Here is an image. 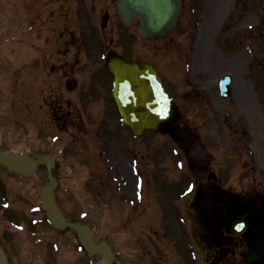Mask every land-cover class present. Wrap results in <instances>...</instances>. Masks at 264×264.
<instances>
[{"label":"rangeland","instance_id":"1","mask_svg":"<svg viewBox=\"0 0 264 264\" xmlns=\"http://www.w3.org/2000/svg\"><path fill=\"white\" fill-rule=\"evenodd\" d=\"M114 1L0 0V149L18 154L29 152L33 155H38L42 153V150H45L38 145L35 146L36 143H34L36 134H40L38 127L45 128V124L38 126L34 117L30 126L24 124L27 120V114L31 115L30 110L32 109L29 108H32V105L39 106V104L33 103L38 98V94L35 95L36 92H34V98L33 96L26 97L20 87L22 78L19 80V77H21L23 65L26 66L24 67L26 69L36 68L37 65L36 60L31 59V64L29 65L28 61L27 66L19 57L22 49L19 48L21 42L18 41H22L24 37L18 33V30H24L28 18L34 28L36 26L37 29L41 28L43 34L40 37L42 40L47 35L49 37L47 41H51L52 38H56L57 34L60 35L61 30L63 34L70 33V35L73 34L77 38H81L84 42L78 45L77 49H80L81 52L89 51L87 55L90 59L86 66L76 72L73 76L75 80L70 81V84L81 91V89L89 88L92 76L94 79L97 78L101 90L97 86L95 92H98L101 100L99 98L98 102L91 105L93 116L90 117L87 112V118L92 120L91 122L89 120L88 123L93 137L73 132L74 135L80 137V144L85 148L91 147L87 151L83 150V157L78 151L74 152L73 150L72 154L68 153L66 143L70 141L69 131L60 132L57 135V141L49 139V137L45 139L41 137L40 145L43 147L46 146L45 143L54 144L48 148V152L53 153L58 160L56 178L59 182L57 191L59 204L68 217L91 226L95 231L97 240H107L111 244L113 250L118 253L113 264H147V254L151 257V264H174V262L181 264L179 261L181 249L186 253L188 251L185 249L188 238L185 214L190 211V202L192 201L189 199L186 201L183 187L187 186L185 184L191 180L192 175L186 166L177 168L173 158L168 157L163 163L156 164L154 170L143 173L142 177L145 181L142 191L143 199L135 203L134 177L128 170L130 158L133 157L132 150L138 158H144L146 162L154 164L156 161L152 154L156 155V150L158 153L159 150L167 149L170 155L173 151L177 154L176 160H179L182 154L167 137L147 135L134 141L128 132L122 129L119 131V122L115 111L113 113L109 98L110 81L106 75L103 56L106 52L125 54L123 48L130 41L132 57L141 56L133 51L132 48L136 47L137 51L142 49L146 52H152L151 56L148 53L145 54V57L156 61V63L162 56L177 55L178 58L172 56L169 62V68H174L176 71L175 78L171 71L168 73L165 71L164 76L166 85L174 95V114L180 119L176 124H173V127L181 133L182 122L187 121L188 130H193L195 133L191 140L187 136L181 135L182 141L186 144L189 143L186 150L188 161L194 165L196 160L205 159L209 162L208 169L218 175V179L212 178L213 182L208 183L207 178H202L197 173L195 166H189L197 181L195 190L204 191L200 199L203 202V208H207L213 203L207 185L212 186L218 183L223 188L229 187L231 190H239L241 187L239 185H245L247 182L246 180V182L241 183L244 173H250L262 176L257 177L255 181L264 188V161L261 163L260 155H256L255 143L247 140V136L251 133L260 134L264 139V0H182L184 9L171 37L162 41L151 40L148 42H142L136 37L134 26L125 28L118 25L115 11L112 10ZM104 9H108L110 15L104 14L107 17L102 18L101 13ZM228 9L229 12L227 13ZM246 20L248 23L243 25ZM8 22L10 28L5 35L6 33L3 34L2 31ZM207 24H211L210 30L206 29L205 25ZM125 34L128 36L127 38ZM12 39L14 44L7 47L8 45H5L4 42ZM29 40H34L32 34L28 35L26 42ZM210 41L211 45H209ZM201 43L204 47L203 51L199 49ZM34 45L35 42L33 47ZM208 45L211 48L204 56L203 53ZM226 46L229 47L226 48ZM46 47L47 45L42 46L44 56ZM61 52L62 50H59V60L63 59ZM11 58L12 67L6 61ZM78 59L79 61L76 63H85L82 54ZM183 59L187 70L185 81L188 86L182 79L184 74ZM208 67H210L209 70L206 69ZM82 71L83 73L79 75ZM251 71L254 72L249 74ZM203 72L204 78L209 76V79H213L212 84H208V81L200 78L201 85L194 82L193 77L200 76ZM55 74L54 72L48 77L45 76L44 79L50 81ZM224 75H229L232 79L231 94L229 98L221 99L216 88L217 82ZM32 79L35 78L30 75L29 84H31ZM183 91L187 92L188 95H185V98ZM78 93L80 92L77 91L75 95L77 96ZM82 98L81 105L91 103L93 100L89 94H83ZM53 101L54 99H51L52 103ZM245 104L250 108V112L255 113L254 119L248 116L244 109ZM238 105L243 108L238 107ZM77 107L82 109L80 105ZM77 107L75 105L76 112H78ZM103 107L107 110V116L109 113L116 117V127H112L114 131L116 129L117 131L110 132L106 128V138L101 137L98 130L100 116H103ZM39 110L43 119L48 121V112L45 109ZM38 120L40 121V116ZM255 120H257V128L254 130L250 122L256 123ZM226 127L234 129L230 132L233 133L232 138H239L240 142L245 138L244 141L248 142L249 156L247 161H245L243 168L235 167V173L229 167L223 169L219 165L220 149L225 148L228 157H225L223 161L226 165L231 162V159H234L231 152V147L235 146L233 140L226 145L225 142L220 144L223 141L217 138V133H221L224 137ZM236 128L245 130L243 137L239 131H235ZM230 133L227 135L231 136ZM207 138L208 140H206ZM209 138L213 142L219 141L218 147H211ZM203 142L210 146L206 145V147ZM202 144L208 150L207 153ZM154 148L155 150H153ZM86 155L87 157L84 159ZM164 156L158 153L160 162L163 161ZM239 157L240 159L245 157V153H241ZM262 158H264V154ZM141 167L143 168V166H139L137 170L139 175L142 174ZM0 180L5 181L6 186L11 190L6 199L0 195V201L3 202L5 199L10 207L25 210L31 216L30 218L38 222L42 216L38 213L33 214V209L39 207L38 190L46 182L45 171L40 169L35 177L25 179L11 176L0 169ZM204 181L206 182L204 183ZM226 198L228 197L224 199ZM209 199L211 204L208 205ZM4 203L6 204V202ZM141 211L144 212V220L147 219V221L143 220L139 227L132 222L134 221L132 217ZM1 212L0 209V232L10 233L9 237L13 241L10 246L7 245L11 249L13 260L15 254L26 253L27 251L26 254L32 263L44 264L46 260L44 253L37 250L34 252L28 248L30 247V239L24 247L19 245L21 241H26L23 232L17 228V226L24 227V222L9 221L4 223ZM140 214L138 215L140 216ZM18 215L16 211L11 214L13 217ZM150 222L151 224H149ZM141 227H145L146 230ZM36 229L34 231L36 236L42 237L40 234L42 233L45 239L52 237L53 230L45 225L36 226ZM72 237L69 234L70 243H66V245L70 244L71 247L74 246L71 243ZM58 238L62 240L59 235ZM4 239V243L9 242L5 237ZM165 244H169L171 250L167 256V261L164 260L165 256L158 255L156 251ZM13 245L18 248V251L13 250L15 249ZM194 251L195 249L191 248L192 254H195ZM239 251L240 249H235L232 254L229 252L231 255L227 253L228 261L232 260L234 264H239L237 262ZM53 254L50 255L51 258L56 256L57 251ZM201 256V263L196 259L188 264H205V260H211L209 252H202ZM30 259L27 258V260ZM17 260L19 257L14 262Z\"/></svg>","mask_w":264,"mask_h":264},{"label":"water","instance_id":"2","mask_svg":"<svg viewBox=\"0 0 264 264\" xmlns=\"http://www.w3.org/2000/svg\"><path fill=\"white\" fill-rule=\"evenodd\" d=\"M116 6L122 23H134L138 18L140 22L138 33L144 38L154 35L162 36L172 27L180 10L177 0H118ZM109 67L120 80L113 95L117 108L128 126L135 128L134 133L138 134L149 128L154 129L160 120H165L170 115L169 100L159 85L160 80L156 72L150 66L116 61V64H110ZM227 82L228 80L222 84L224 91H226ZM125 83L129 85V90L123 87ZM138 108H142L143 111H137ZM39 162H46V159L34 162L28 157L7 156L0 152V163L20 174H30ZM49 180L51 186H45L41 190L42 204L50 223L61 228L66 223L54 203L52 195L54 182L51 178ZM67 225L76 230L89 255L93 253L101 255L102 260L96 264L110 263L112 256L107 247L104 243L95 246L87 227ZM0 264H5L1 251Z\"/></svg>","mask_w":264,"mask_h":264},{"label":"bare ground","instance_id":"3","mask_svg":"<svg viewBox=\"0 0 264 264\" xmlns=\"http://www.w3.org/2000/svg\"><path fill=\"white\" fill-rule=\"evenodd\" d=\"M205 27H206V29H208V30H210V28H211V24H207V25H205ZM130 75V74H129ZM121 86H122V84H121ZM123 87L124 88H126V90H129L128 88H129V85L127 84V83H125L124 85H123ZM122 88V87H121ZM122 90H124L123 88H122ZM127 93H128V91H126ZM254 125H256V123H254ZM256 144L258 145V146H260L261 148H263L264 147V144L261 142V140H260V138L259 137H257V139H256ZM264 152V151H263Z\"/></svg>","mask_w":264,"mask_h":264},{"label":"snow or ice","instance_id":"4","mask_svg":"<svg viewBox=\"0 0 264 264\" xmlns=\"http://www.w3.org/2000/svg\"><path fill=\"white\" fill-rule=\"evenodd\" d=\"M189 190L191 191V188H189Z\"/></svg>","mask_w":264,"mask_h":264},{"label":"flooded vegetation","instance_id":"5","mask_svg":"<svg viewBox=\"0 0 264 264\" xmlns=\"http://www.w3.org/2000/svg\"><path fill=\"white\" fill-rule=\"evenodd\" d=\"M248 226V225H247Z\"/></svg>","mask_w":264,"mask_h":264}]
</instances>
